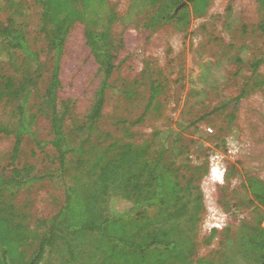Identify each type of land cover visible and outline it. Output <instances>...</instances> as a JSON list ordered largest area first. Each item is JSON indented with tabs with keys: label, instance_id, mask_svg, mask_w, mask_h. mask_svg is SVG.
<instances>
[{
	"label": "rangeland",
	"instance_id": "obj_1",
	"mask_svg": "<svg viewBox=\"0 0 264 264\" xmlns=\"http://www.w3.org/2000/svg\"><path fill=\"white\" fill-rule=\"evenodd\" d=\"M71 1L80 18L70 26L56 58L50 45L54 20L43 22L41 4L0 0V23L22 29L35 55L5 51L0 42V73L11 77L18 90L15 97L5 92L0 98V125L8 129L0 132V177H13V168L20 171L17 179L36 177L24 185L0 186V212L37 235L9 264H28L45 230L39 223L59 210L72 178H85L96 157L111 145L125 144L146 148L150 166H159L183 187L177 205L185 208L176 227L181 238L194 243L192 264H220L223 255H233L229 264H254L241 256L237 232L243 222L255 224L264 213L247 188L250 177L264 182V5L258 0H205L200 9L193 2L163 0L131 13L132 0ZM106 13L115 15L109 28L120 46L102 115L88 130L87 116L104 72L86 32ZM255 60H260L256 72L251 66ZM55 65L60 83L52 93ZM151 85L156 89L152 101ZM53 101L67 112L64 127L71 144L78 148L84 142L85 148L81 155L67 156L63 176L55 151L45 143ZM79 159L84 160L81 167ZM213 166L222 173L220 180L212 178ZM116 198V210L130 207V201ZM63 247L46 249L40 264H64L68 255Z\"/></svg>",
	"mask_w": 264,
	"mask_h": 264
},
{
	"label": "trees",
	"instance_id": "obj_2",
	"mask_svg": "<svg viewBox=\"0 0 264 264\" xmlns=\"http://www.w3.org/2000/svg\"><path fill=\"white\" fill-rule=\"evenodd\" d=\"M42 6V20H54L53 38L50 45L60 55V49L68 30L80 11L71 0H37ZM92 3L91 0H85ZM163 0H132L130 12H141ZM194 3L204 8L205 0H172ZM264 5V0H258ZM115 19L106 13L95 28L88 29L86 40L104 72V79L97 99L87 116L86 128L91 130L102 115L105 88L113 73L119 44L110 33L109 24ZM100 23V25H98ZM264 32V18L261 22ZM0 42L5 51H19L27 57L35 55L29 47L22 29L13 24L0 23ZM5 47V48H4ZM2 51V49H0ZM260 60L251 64L256 72ZM58 67L54 66L49 81V91L55 93L59 87ZM262 83V81H259ZM15 97L18 90L11 77L0 73V98L5 94ZM156 96L151 85L150 100ZM66 111L56 108L55 101L50 106V139L45 142L55 151L59 175L66 169V158L71 153L84 152V142L79 147L71 144L65 131ZM0 132L8 129L0 125ZM44 143V144H45ZM108 150H114L108 155ZM108 150L96 157L89 165V174L83 178L75 175L73 183L65 187L63 204L47 221L39 223L45 227L28 264H40L46 249L62 244L68 258L64 264H192L194 243L179 235L176 221L185 205L178 206L183 190L179 183L171 181L159 166L146 160V148L125 144L120 147L109 146ZM18 151V143L12 150V160ZM84 160H78L81 167ZM32 166L25 169L28 173ZM14 176L0 177V186L6 184L24 185L36 177L17 179L20 171L12 169ZM41 176H48L44 174ZM192 178L186 180V186ZM180 187V188H179ZM247 188L253 198L264 207V182L255 177L247 179ZM119 196L130 201V207L116 210L114 201ZM199 206V205H198ZM198 206L196 207L198 209ZM153 211L149 214L146 209ZM192 220L194 217L190 216ZM264 213L255 224L243 222L237 232L242 257L254 264H264V227L261 225ZM37 235L23 224L12 223L0 212V264H9L19 248L27 243L29 237ZM233 255H223L220 264H229ZM199 259L198 261H200ZM42 264H46L42 263ZM49 264V263H48ZM55 264V263H50ZM240 264H245L240 260Z\"/></svg>",
	"mask_w": 264,
	"mask_h": 264
},
{
	"label": "clouds",
	"instance_id": "obj_3",
	"mask_svg": "<svg viewBox=\"0 0 264 264\" xmlns=\"http://www.w3.org/2000/svg\"><path fill=\"white\" fill-rule=\"evenodd\" d=\"M222 173L215 166L212 168V178L216 180H220Z\"/></svg>",
	"mask_w": 264,
	"mask_h": 264
}]
</instances>
